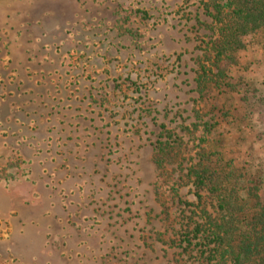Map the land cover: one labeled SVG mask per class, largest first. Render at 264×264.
I'll return each mask as SVG.
<instances>
[{"label": "rangeland", "instance_id": "obj_1", "mask_svg": "<svg viewBox=\"0 0 264 264\" xmlns=\"http://www.w3.org/2000/svg\"><path fill=\"white\" fill-rule=\"evenodd\" d=\"M214 1L0 0V264H204L196 153L264 175V33L216 59Z\"/></svg>", "mask_w": 264, "mask_h": 264}, {"label": "trees", "instance_id": "obj_2", "mask_svg": "<svg viewBox=\"0 0 264 264\" xmlns=\"http://www.w3.org/2000/svg\"><path fill=\"white\" fill-rule=\"evenodd\" d=\"M211 5L205 13L215 24L216 59L242 49L244 37L264 33V0H218ZM205 89L197 87L199 99ZM174 149L160 143L155 166L166 164ZM237 164L220 152L199 149L185 175L194 199L179 201L185 224L178 241L171 240L172 247L199 248L197 256L204 264H264V175Z\"/></svg>", "mask_w": 264, "mask_h": 264}]
</instances>
